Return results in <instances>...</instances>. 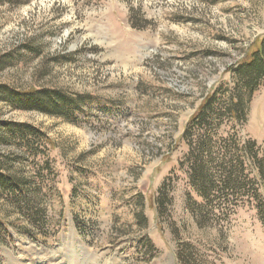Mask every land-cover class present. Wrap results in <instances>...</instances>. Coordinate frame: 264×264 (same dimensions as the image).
<instances>
[{
    "label": "rangeland",
    "instance_id": "obj_1",
    "mask_svg": "<svg viewBox=\"0 0 264 264\" xmlns=\"http://www.w3.org/2000/svg\"><path fill=\"white\" fill-rule=\"evenodd\" d=\"M263 34L264 0H0V85L84 98L66 118L0 94V132L37 128L51 162L33 180L27 149L0 143L41 189L24 211L0 193V264H264L254 209L198 221L184 180L152 206L190 117ZM249 108L241 136L262 145L264 85Z\"/></svg>",
    "mask_w": 264,
    "mask_h": 264
},
{
    "label": "trees",
    "instance_id": "obj_2",
    "mask_svg": "<svg viewBox=\"0 0 264 264\" xmlns=\"http://www.w3.org/2000/svg\"><path fill=\"white\" fill-rule=\"evenodd\" d=\"M226 72L228 80L214 85L184 127L180 142L187 147V152L170 165L153 198L157 216L164 214L169 187L175 181L184 180L187 211L198 221L205 222L211 217L216 221H230L241 207L254 209L264 219V143L241 136L249 123L251 99L264 85V34ZM0 94L17 108L66 118L82 109L84 100L81 96L74 99L62 90L45 87L21 90L1 84ZM2 126L6 131L0 132V143L16 137L18 146H24L32 157L35 165L32 179L42 181L43 171L51 167L49 160L42 163L38 160L40 154H47V150L37 145L43 133L27 124ZM47 144L54 146L49 138ZM24 155H6L0 151V193L23 211L32 209L31 198L41 190L33 180L13 169L15 161L28 160ZM172 160V155H168L164 162Z\"/></svg>",
    "mask_w": 264,
    "mask_h": 264
}]
</instances>
